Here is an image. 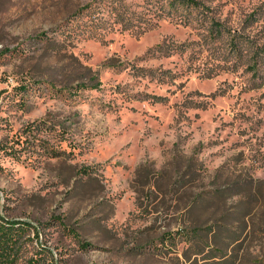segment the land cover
Here are the masks:
<instances>
[{"label": "rangeland", "instance_id": "obj_1", "mask_svg": "<svg viewBox=\"0 0 264 264\" xmlns=\"http://www.w3.org/2000/svg\"><path fill=\"white\" fill-rule=\"evenodd\" d=\"M196 1L0 0V143L65 151H0L17 264H264V0Z\"/></svg>", "mask_w": 264, "mask_h": 264}, {"label": "trees", "instance_id": "obj_2", "mask_svg": "<svg viewBox=\"0 0 264 264\" xmlns=\"http://www.w3.org/2000/svg\"><path fill=\"white\" fill-rule=\"evenodd\" d=\"M167 4V9H164L163 7L162 10L171 14L175 12H182L180 15L185 19L187 18L185 10L193 8L196 11L200 10L202 13L203 11L201 9L204 8V5L196 0H167ZM111 6L113 9L112 11L117 10L116 5L113 4ZM39 37L42 38L43 36L40 35ZM231 44L238 49L239 45L236 42V38L232 39ZM262 74H264L263 71L261 72V75ZM94 79L95 76H93L90 81H93ZM90 86L91 85H89V83H81L77 88H90ZM41 125V122L28 123L22 134L15 135L12 139V143H0V151L16 158H21V155L23 154L32 155L33 153H37L48 158H57L65 154L63 149L58 148L56 143L50 141L49 139H44L42 141H38L36 139V134H38L42 128ZM30 227L34 229L35 235L38 236V229L33 227L30 223L20 220L5 219L0 215V264H17L18 261L22 260L23 255L28 250V242L33 240V238L27 235ZM87 245L88 244H85L83 246L86 247ZM38 248L42 252L47 250V248L43 247L42 244H38ZM38 253L39 252L37 251L35 252V254ZM22 264H54V259L44 255H42V257H35V255H32L25 257Z\"/></svg>", "mask_w": 264, "mask_h": 264}]
</instances>
